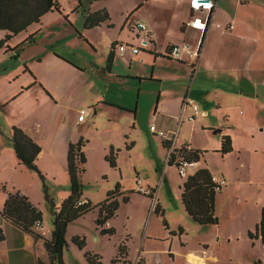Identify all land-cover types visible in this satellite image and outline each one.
<instances>
[{"label": "rangeland", "instance_id": "374dc122", "mask_svg": "<svg viewBox=\"0 0 264 264\" xmlns=\"http://www.w3.org/2000/svg\"><path fill=\"white\" fill-rule=\"evenodd\" d=\"M116 15L119 19V13L116 12ZM53 16L43 20L42 32L35 37L34 43L29 42L13 53L7 47L0 49V127L4 129L3 134L0 133L4 138L0 145L4 146L0 149V205H3L8 193L25 192L41 212L42 230L46 233L45 239L49 240L53 230V213L47 196L56 207H60L70 195L67 141L82 139L86 142L83 148L86 163L82 166L85 171L81 173L83 198L98 205L119 183L121 191L129 196V200L124 203L122 197L119 199L120 208L116 216L110 219L115 229L111 237L101 235L98 230L97 209L68 226L64 252L66 264H89L86 253L100 256L101 264H129L117 258V247L121 242L128 246L133 258L137 249L145 248L150 250L147 257L152 264H187L185 254L199 250V240L204 238L210 241L212 249L221 258V264H249L253 254L247 251L242 241L229 243L225 240L221 246L213 247V235L208 231L219 228L222 235L237 232L243 227L246 216L243 206L249 208L248 204L256 200L258 195L264 200V95L258 97V92H254L253 81L250 80L247 87L242 85L249 92L238 108L226 110L214 107L216 120L222 126H211V116L202 122L205 130L198 125L193 132L194 129L190 131V127L185 126L180 132L177 147L182 145L184 139L192 142L193 137H196L197 149L204 152L200 165L224 178L227 186L234 182L230 190L223 187V191L217 193L216 215L219 225L200 226L185 213L181 200L183 176L176 165H168L162 137L150 131L151 125L155 124L152 116L160 96L159 83L140 82L135 76L124 74L151 75L153 64L147 61L149 57L146 52L141 51L139 56L132 58L129 51L125 56L115 51L114 71L123 74L122 78H118V74L112 77L109 87L108 75L102 77L97 71V65L106 67L112 49L103 30L81 27L80 37L76 32L77 35L72 33L69 21L63 18L61 22ZM81 19V15L73 17L77 22ZM37 30L33 27L30 31ZM125 33V37L132 36L129 30ZM3 36L4 32L0 31V38ZM27 37L20 34L8 46L14 48ZM132 43L124 42L135 46ZM65 62L76 67L77 72H84V68L87 70L71 77ZM163 64L161 68L156 67L155 72L168 78L165 79L168 82L163 84L165 89L191 87V83L177 80L178 74L183 75L186 69L168 61ZM93 70L96 72L95 78H92ZM35 74L57 93L63 105L60 116L50 125L49 137L46 139L41 136L44 152L38 157L37 166L44 180L37 171L18 165L10 141L14 126H35V122L42 118L50 124L49 119L56 113L49 110L50 103L46 100L48 97L53 98L50 91L41 83L32 85L34 78H37ZM106 85L109 87L107 99L114 102H103L108 106L99 102L92 106L99 93H106ZM220 97L224 98L222 95ZM225 98H231L228 104L238 103L236 96L228 94ZM51 102L55 105L57 101ZM137 104L139 110L135 115ZM93 107H96V112ZM81 110L86 112L85 122L78 123V112ZM222 127L229 128L235 138V150L231 153L220 152L223 130L218 133L214 131ZM172 134L177 137L174 133L169 136L172 137ZM6 139L13 152L12 158L5 149ZM131 145L132 148L128 150L127 147ZM111 149L118 155L116 168L106 161ZM138 179L143 181L142 187L155 189L156 196L154 190L147 191L154 198L137 191ZM235 199L248 203L236 205ZM157 205L159 213L154 212ZM161 211H164V216ZM9 236V241L0 244L3 250L0 257L7 264H31V253L25 250L26 245ZM75 237L85 241L83 249L73 242Z\"/></svg>", "mask_w": 264, "mask_h": 264}, {"label": "crops", "instance_id": "0c3cea01", "mask_svg": "<svg viewBox=\"0 0 264 264\" xmlns=\"http://www.w3.org/2000/svg\"><path fill=\"white\" fill-rule=\"evenodd\" d=\"M192 1L193 0H56L60 11L54 10L45 14L39 23H35L29 26L27 30L20 33L28 36L25 41L21 42L14 48L10 49L9 47L8 50L12 53L18 52V50H20L22 46H25L27 43H34L35 37L40 35L42 32L44 26L43 20L45 21L47 17H50L51 15H54L53 17H56L61 22L63 18H65L67 21H69L68 24H70L71 30H73L72 33L74 35L78 34L80 37H82L80 28L83 27V29L89 30L85 28L86 17L91 13H95L101 10L107 11L109 20L94 28H100L103 30L108 44L112 46L113 44L118 43L133 42L132 44H134L135 46H140L144 42L147 43V48H143L141 51L146 52L147 57H149L147 58V61L149 63L152 61L154 70L152 74H124H128V76H135L134 78L139 79L140 82L156 81L157 83H159L160 96L155 106L154 114L152 117L153 120H155V124H157V126L153 124L156 126L157 130L163 131L166 134L165 137H161L162 147L165 151H167L168 154L167 162L169 165L170 155L172 152H175V150H180L185 146L189 149L201 150L197 149L198 140L196 137H193L194 141L192 140V142L184 139L182 145L180 147H177L180 139V132L183 127L189 126L190 131L194 129L193 132H195L197 126L200 125L201 128H203L205 126L202 123L203 120L210 119L211 116V126H222L216 120L217 116L214 113L216 109L214 107L218 106L217 109L226 110H233L238 108V106L242 104L244 96L249 92L248 88L245 87L249 85L250 80H252L255 85L254 92H258V97L259 95H264V0H212L214 3V7L212 10H209L207 8H196L195 6H193ZM116 12L117 14L119 13V19L117 18ZM75 15H81V21H74L73 17ZM208 15L211 16V19L210 23L205 29L197 28L192 25V23L196 19H201L203 22H205ZM138 23L146 24L147 29L141 30L140 28H137L136 26ZM33 27H35V30H38L36 32H31L30 30ZM126 30H129L132 36L127 35L125 37ZM3 32L5 36V31ZM20 34H18L17 36H19ZM17 36H15L14 38H16ZM31 38L33 39L32 41ZM13 39L9 41V46ZM183 43L191 44V49L189 51H184L180 60L170 58L168 56V52L171 46H173L174 44ZM200 43L201 48L198 56H196V51L198 50V46ZM129 53L132 58L141 54L140 52L139 54L133 55L130 51ZM116 56V52H114L113 66L111 68V71L109 72H102L104 70V67H100L97 65V71L102 74V77H106V75H108L109 87L112 84V77H115L116 74H118L120 75L118 76V78H122L121 74H123L116 73L114 71ZM165 61H168L169 63H177L178 65L182 66L183 69H186L183 70V75L178 74L179 77L177 78V80L183 81L186 84L191 83V87H188V89H186L187 87L181 86L179 90L165 89L163 87V84L164 82H168L165 80L168 78L164 77L163 75L156 74L155 72V68L158 66V68H161L164 65L163 63ZM131 62L133 64V60ZM65 63L66 69H68L67 73L71 77L76 76V73H85V71L87 70L86 68H84V72H77L78 69L76 67L70 65L67 62ZM95 73V70H93L92 78H95ZM35 75L37 78H34L35 80L32 85L35 86L36 83H41L50 91L53 98L48 97V99L46 98V100L50 103L48 105L49 110L52 109L56 113L52 116V119H49L50 124L47 120H44V118H42L40 119V121L35 122V126L26 125V127L20 128H22L25 133L30 136L35 142L42 146L41 136L46 139L49 137V135L51 134L50 125H53L60 116V108L63 105L58 100L57 93L49 89L46 83L42 79H40L37 74ZM177 85L179 84H176V86ZM242 85H245L244 89ZM109 87L106 85V93L104 95L102 93H99L97 98H95L92 102V106H94L98 102L101 105L106 106L108 105L103 102H114L111 99H107ZM29 88L30 87H28L27 89L30 90ZM228 94L231 96H236V101L238 103L228 104L227 101H231V98L228 100L225 98V95ZM221 95L224 96V98L220 97ZM187 98L192 100L193 104H195L200 111V115L197 116L194 121L188 120L189 116L193 112L192 108L190 106L186 108L184 107V103ZM51 100L57 101L55 105H53ZM109 107L112 106L109 105ZM93 108L94 112H96V107ZM135 110V115H137L139 104H137ZM79 114L80 111L78 112V117ZM82 122H85V119L83 121H79L78 119V123ZM3 130L0 127L1 134H3ZM222 130L223 135L221 138V145L223 137L229 136L231 138L233 147L231 152H233L235 150L233 146V142L235 143V138L229 128L222 127L221 131ZM171 133L176 134L177 137L173 136V134L172 137H170L169 134L171 135ZM7 135L9 134L7 133ZM204 136L207 137L206 134H204ZM2 139L4 138L0 135V145L3 144L1 142L3 141ZM7 139V142H5V149H7V155L9 154L8 156L12 158L13 152L10 150L11 148ZM78 141H76L75 139H70L69 141H67V144L70 145L71 143H76ZM164 143L166 144L164 145ZM2 148H4V146H0V149ZM41 148L42 149L39 156L42 152H44L43 147ZM127 148L128 150H130L132 148V145L128 146ZM14 155L18 165L25 167L19 164L16 154ZM190 167L195 168L190 170ZM201 167L202 166L200 165V161L197 163H192V165L188 166L186 168L187 174L185 177H183L184 181L188 176L193 175ZM212 175L219 180H225L224 178L221 179L216 174ZM142 184L143 181L141 179H138L137 191L139 193L150 196V192L147 193V191H155V189L150 187H148V189L142 187ZM227 185L228 183L226 182L225 186L223 187H227L228 191L231 187H233L234 182H230L229 186ZM223 187L219 192L223 191ZM181 189H183V187ZM20 194L26 196L32 203L31 199L25 192H20ZM154 196H156V191ZM82 199L88 201V199L83 198V195ZM119 199L120 198H118V200ZM5 201L2 206L0 205V230L5 237V240L1 241L0 244L6 242L7 240L9 241L10 234L12 238H15L16 241H20L24 243V245H26L25 250L28 251V253H31V264H38L39 261L50 264V256L45 246V242L47 241L45 239L46 233H44V231L42 230V225L41 227L35 229V233L37 234V236L25 232L22 228L16 226L11 221L5 219L2 216L1 210H3ZM241 203L245 204L248 202H240L237 199L234 200V204L236 205H239ZM248 207L249 208H245V206H243L242 208V210L246 209V216L244 217L245 220L243 222V227H240L237 232L222 235L219 228H211L208 233H210V235H213V247L221 246L225 242V240H228L229 243H237L239 241H242L247 251L253 254V257L251 258L249 264H264V244L261 242L260 238L251 239L249 237V233L255 232L257 226L260 223L262 209L264 208V200H262L258 195L256 200L252 201L251 204H248ZM161 212L164 216V211ZM218 225L219 224L209 226L216 227ZM104 227L114 228V226L111 225L110 220L105 224ZM98 230L100 231L99 227ZM181 232L184 231L182 230ZM221 238L223 239L220 240ZM199 246V250L195 252L190 251L185 254V261L187 264H192L189 261V257L191 256L194 259L204 261L205 264H221V258L217 256L214 249H212L210 241H208L206 238L201 239L199 240ZM20 248L22 249L23 245H21ZM2 251L3 250L0 247L1 255ZM149 251L150 250L145 248L137 249L136 255L133 258L131 256L130 249L128 248L127 258L121 259L125 262H129V264H152L151 262H148L147 254L149 253ZM0 264L7 263H5L4 260L0 257Z\"/></svg>", "mask_w": 264, "mask_h": 264}, {"label": "trees", "instance_id": "16d2710c", "mask_svg": "<svg viewBox=\"0 0 264 264\" xmlns=\"http://www.w3.org/2000/svg\"><path fill=\"white\" fill-rule=\"evenodd\" d=\"M54 10H59L56 0H0V31H5V36L0 39V49L7 47L8 43L18 34L24 32L29 26L39 23L42 17ZM109 20L107 11L101 10L89 14L85 19V28L91 29L100 26L103 22ZM210 23V20H209ZM33 39L31 38V41ZM115 45H112L111 52L108 55L106 67L102 72H109L113 66ZM12 147L20 165L37 171L44 180L38 166L37 159L41 152V146L35 142L25 131L17 126L12 129L10 138ZM166 143H164L165 145ZM85 142L80 139L76 143H71L67 155V170L69 178L70 195L63 200L60 207H56L54 202L48 198L51 203L53 213V230L50 240L45 242V246L50 256V264H66L64 261V252L67 247L66 233L69 224L83 218L93 210H98L96 224L103 235L112 236L115 234L114 228H105V224L113 218L120 208L118 198L127 203L129 196L122 192L121 185L118 183L114 190L108 192L106 199L93 205L90 200H84L85 203L79 205L83 195V185L81 173L85 171L82 167L86 163V157L83 152ZM232 141L229 136H224L222 140V154L232 151ZM203 153L200 150L189 149L186 146L180 150L172 152L169 158V165H176L179 169L181 162L197 163L201 161ZM179 158L183 159L182 161ZM117 154L113 149L106 156V161L112 168H116ZM213 175L207 167H201L193 175L187 177L183 183L182 203L187 215L200 226H209L219 224V218L216 216V194L222 187L213 182ZM155 213H159L158 205L155 207ZM2 216L11 221L16 226L22 228L25 232L37 236L35 229L36 223L42 222L41 212L34 206L26 196L20 193H8L5 201ZM163 216V213H161ZM251 239L260 238L264 244V208L262 209L261 220L255 232H250ZM5 237L0 230V242ZM73 242L83 249L86 243L83 239L75 237ZM128 247L125 243L118 246V256L127 258ZM86 259L89 264H101L100 256L86 253ZM38 264H47L39 261Z\"/></svg>", "mask_w": 264, "mask_h": 264}, {"label": "built area", "instance_id": "2783aa9c", "mask_svg": "<svg viewBox=\"0 0 264 264\" xmlns=\"http://www.w3.org/2000/svg\"><path fill=\"white\" fill-rule=\"evenodd\" d=\"M192 4L196 8H207L209 10H212L213 7H214V3H213L212 0H210V1L193 0ZM210 19H211V16L208 15L207 19L205 20V22H203L201 19H196L192 23V25L194 27H197V28L205 29L207 27V25L209 24V20ZM198 22H199V24H198ZM136 27L140 28L141 30H146L147 29V26L144 23H138ZM143 48H147V43L146 42L142 43L140 46H132V45H129V44H124V43H118V44L115 45V50L116 51L118 50L122 56H124L127 51H130L131 54H133V55L139 54ZM200 48H201V43L199 44L198 50L196 51V56H198ZM190 49H191V44H189V43L174 44L173 46H171V48H170V50L168 52V56L170 58H172V59L180 60L181 57H182V53L184 51H189ZM188 106H190L192 108V111H193L192 114L189 116L188 120L189 121H194L195 118L200 115V111H199L198 107L195 104H193L192 100L187 98L185 100L184 107L186 108ZM85 115H86V112L84 110H81L80 114H79V117H78L79 121H83L85 119ZM150 131L153 134H158V135L163 136V137L166 136L165 132L158 131L155 125H152L150 127ZM179 160L182 161L183 159L179 158ZM190 165H192V163H188V162H185V161L181 162V164L179 166V171H180V173H181V175L183 177L186 176V174H187L186 173V168L188 166H190ZM212 180L219 187H223L226 184L225 180H219L216 177H213ZM84 203H85V201L81 200L79 202V205H82ZM41 225H42V222H37L36 223L37 228L41 227Z\"/></svg>", "mask_w": 264, "mask_h": 264}, {"label": "bare ground", "instance_id": "6f19581e", "mask_svg": "<svg viewBox=\"0 0 264 264\" xmlns=\"http://www.w3.org/2000/svg\"><path fill=\"white\" fill-rule=\"evenodd\" d=\"M1 211H2V210H1ZM115 216H116V215H115ZM189 261H190V263H192V264H205L204 261H201V260H198V259H194V258H192V256L189 257Z\"/></svg>", "mask_w": 264, "mask_h": 264}, {"label": "water", "instance_id": "95a60500", "mask_svg": "<svg viewBox=\"0 0 264 264\" xmlns=\"http://www.w3.org/2000/svg\"><path fill=\"white\" fill-rule=\"evenodd\" d=\"M205 1H210V0H205ZM221 132V129L215 130L214 133Z\"/></svg>", "mask_w": 264, "mask_h": 264}]
</instances>
